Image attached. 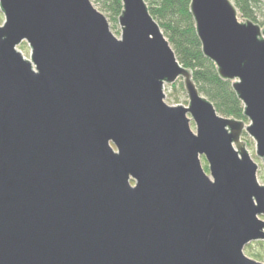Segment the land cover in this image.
Listing matches in <instances>:
<instances>
[{"label": "water", "instance_id": "water-1", "mask_svg": "<svg viewBox=\"0 0 264 264\" xmlns=\"http://www.w3.org/2000/svg\"><path fill=\"white\" fill-rule=\"evenodd\" d=\"M191 1L249 126L200 93L146 0H122L121 38L91 0H0V264H264L244 252L264 184L241 140L264 162V27ZM179 79L189 106L165 102Z\"/></svg>", "mask_w": 264, "mask_h": 264}, {"label": "trees", "instance_id": "trees-1", "mask_svg": "<svg viewBox=\"0 0 264 264\" xmlns=\"http://www.w3.org/2000/svg\"><path fill=\"white\" fill-rule=\"evenodd\" d=\"M243 17L258 21L255 14L259 0H233ZM102 9L118 21L124 10L122 0H97ZM149 11L163 29L179 62L192 70L200 93L208 98L222 116L246 121L245 105L232 86L221 77L214 61L205 56L191 12V0H146ZM183 85V82H182ZM261 242V241H260Z\"/></svg>", "mask_w": 264, "mask_h": 264}, {"label": "rangeland", "instance_id": "rangeland-1", "mask_svg": "<svg viewBox=\"0 0 264 264\" xmlns=\"http://www.w3.org/2000/svg\"><path fill=\"white\" fill-rule=\"evenodd\" d=\"M93 5L96 9H98L100 12H102L106 17L110 25L111 31L118 37L121 38L122 36V27L118 21H114L110 14L102 9L100 4L97 2V0H91ZM235 7L237 8L238 12V19L240 22H246L248 18L246 19L243 17V13L240 11V9L237 7L235 1L232 0ZM256 10L255 14L258 17V21H253L254 23L260 25L261 27H264V0H259V2L256 4ZM6 20L5 14L2 11L0 7V24H4ZM163 31V29H162ZM164 32V31H163ZM18 49L23 53L24 57L27 59L31 58V48L27 42H23L21 45H19ZM165 102L169 105H174L178 103H183L187 106H189V96L185 90L184 85H182V79H179L173 84H166L165 85ZM221 115V114H220ZM222 116V115H221ZM247 126L250 125L251 121L247 119L244 121ZM242 142L247 147L251 157L258 163L259 169H258V179L261 184H264V162L263 159L257 155L256 151V141L253 137H251L247 132H243L241 136ZM202 163L207 171L208 174H210L208 163L205 160V158H202ZM264 219V217H262ZM244 252L247 253L250 257L256 258L258 260L264 261V241H255L253 243L248 244Z\"/></svg>", "mask_w": 264, "mask_h": 264}]
</instances>
